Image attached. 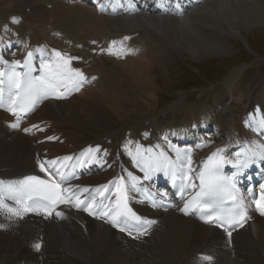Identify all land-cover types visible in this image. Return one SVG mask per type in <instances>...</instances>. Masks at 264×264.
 <instances>
[{"label": "bare ground", "instance_id": "bare-ground-1", "mask_svg": "<svg viewBox=\"0 0 264 264\" xmlns=\"http://www.w3.org/2000/svg\"><path fill=\"white\" fill-rule=\"evenodd\" d=\"M1 16L15 24L10 26L21 38L9 56L3 51L9 44L1 42L0 59L19 60L31 48L40 66L55 59V50L66 58L76 57L70 67L85 79L66 95L44 102L29 117L24 134L11 127L15 122L0 109V181L6 184L32 172L46 174L38 160L59 158L57 167L66 166L62 170L71 174L63 184L82 190L58 211L62 215L56 214L55 221L42 216L16 221L7 207L0 209V264H264V218L252 207V222L228 244L227 233L149 204L133 202L137 211L155 221L144 237L91 219L74 206L83 189L95 194L119 173L126 178L122 165L139 180L161 179L170 159L166 153H179L183 175L193 184L197 164L213 148L224 147L231 159L241 162L264 150V86L254 90L264 78L241 88V68L225 75L212 99L203 102L206 95L201 94L185 113L180 111L185 110L184 99L159 114L146 104L157 98L158 79L152 71L161 63L170 64V49L193 57L229 52V39L240 33L241 25L247 29L264 22V0H0ZM17 16L36 28L24 34ZM122 34L129 41L138 36L141 43L124 49L111 46L116 55L112 54L111 37L104 35ZM50 41L63 50L52 48ZM183 113L182 121L177 120ZM134 116L136 123H129ZM119 121H124L123 127H116ZM210 127L211 135H198ZM195 132L197 137L189 140ZM187 140L188 145H181ZM93 150L95 155H89ZM65 156L72 159L64 161Z\"/></svg>", "mask_w": 264, "mask_h": 264}, {"label": "snow or ice", "instance_id": "snow-or-ice-1", "mask_svg": "<svg viewBox=\"0 0 264 264\" xmlns=\"http://www.w3.org/2000/svg\"><path fill=\"white\" fill-rule=\"evenodd\" d=\"M15 21V17L12 18ZM7 26H5L6 28ZM124 39H128L125 37ZM115 43V42H113ZM111 50V49H109ZM55 59L49 63H41L40 73L38 77H34L32 72L35 70L30 66V61L32 53L29 52L23 60V67L26 69L22 74L16 71V67L21 65V61H5L0 59V64L8 67L10 71L0 70V108L7 107V110L11 112L17 118V122L13 123L11 127L18 128L19 120L23 115L31 112L37 102L45 97L50 91H54L59 83L68 81L71 83L73 88L85 79L82 72L79 69H74L70 67V61L77 59L76 57H65L64 54L59 51L54 50ZM8 85V95L5 97L4 85ZM68 89L66 88L64 93L58 94L57 98L61 95H66ZM35 127V126H34ZM264 127V123L261 124ZM28 131V129H25ZM48 139H52L49 137ZM95 151L89 152V155L94 156ZM191 152V149L186 150ZM221 150H217L210 154L207 161L204 163L203 168L198 173V179L200 181V191L191 200L185 202L184 208L180 211L187 213L189 209L194 210L205 223L217 222L220 226L225 225L232 226L237 223L236 217L239 216L240 219L246 217V211L244 209V203L242 199H238L234 193L237 191L235 185L232 182V177H224L220 175V170L225 163L223 157L217 158ZM161 155H164L161 153ZM252 156L264 159V150L254 151ZM64 161L72 159L70 156H65L62 158ZM180 159L178 153V160ZM252 162L251 158L241 162L237 160L238 166L246 167L248 163ZM41 172L51 173L49 180L41 179L39 176H28L23 180L13 182L7 189L4 187V183L0 181V209L7 207L4 203V198L15 200L19 208L7 207V211L13 215H21L22 212L30 211H41L47 210L48 214H51L52 209H54L56 204L59 203H71L72 196H65L64 193H72L71 188L61 187L63 181L69 179L70 173L62 170V167H57L59 163V158L56 160L40 162ZM188 171L191 173L193 171L191 165V157H188ZM183 166V165H182ZM131 175V174H129ZM52 176L59 178L60 183ZM187 179V177L185 178ZM111 183V182H110ZM105 189L107 185L103 186ZM134 187V185H133ZM192 187L194 184H186L185 188ZM185 188H181V192L185 191ZM83 191L87 192L88 189L85 188ZM74 195V193H73ZM103 195V193H101ZM227 197L228 203L231 207L228 209V213L221 217H213L208 215L209 210H215L214 205L218 202H222L223 198ZM127 194L124 185L121 183L118 187L116 193L115 206L109 210L100 213V218H107L114 226H119L120 224L129 225L131 221H135L137 225H151L155 221L144 220L137 216L130 208L127 206ZM84 201L79 199L76 200L74 206L76 208H81ZM257 210L264 215V195H261L260 199L255 201ZM100 207L108 208L107 205L93 206L89 205L85 208V211H89L90 214L93 211L98 210ZM57 215H62V213L57 212ZM207 216V219H205ZM227 231V228H225ZM120 231H125L124 227L120 228ZM131 235V233H129ZM231 236V232L228 233ZM37 249L41 247L39 243L35 245ZM207 260H211V257H205Z\"/></svg>", "mask_w": 264, "mask_h": 264}, {"label": "rangeland", "instance_id": "rangeland-1", "mask_svg": "<svg viewBox=\"0 0 264 264\" xmlns=\"http://www.w3.org/2000/svg\"><path fill=\"white\" fill-rule=\"evenodd\" d=\"M76 2L77 0L68 1V3ZM78 4L93 8V5H87L85 2H79ZM17 17L18 18L16 20L18 24L20 23V29L24 34H28L27 31L30 27L34 26L36 28L32 21L25 18L21 19L20 16ZM10 24L13 25L14 23L11 21ZM10 24H8L5 16L0 17V44L1 42L9 44L8 47L3 49L4 53H6L8 56L12 51V53H14V49L17 47V44L14 42L16 40L20 41L19 38H21L20 36L16 35ZM5 26L7 27L5 28ZM243 27L244 26L241 25V30H239L240 33L235 35L236 37L233 36V38L229 39V45L231 46L230 51L219 56L193 57L192 54L190 56V53H186L183 50L178 52L170 49V64L167 67H164L161 63L156 65L154 67L155 69L152 71L158 79L157 85L159 86L157 88L158 91L156 100L146 103L147 107L151 109L152 113L159 114L162 109L170 107L175 103H179L180 99H184L185 102V105L183 104V109L185 108V110L180 109V111L184 112L189 110V107L199 102V96L201 94L206 95L203 99V102H206V99L211 98L212 92L222 88L221 83L223 78L226 74H228V72L235 68H241V74L237 78V85L241 86V88L250 85V83L253 81H259L262 79V77L264 78V22L261 24H255L254 26L247 29H244ZM124 35L125 34L118 36L104 35V37H111L109 40V45L111 49L110 52L112 54L115 53L111 46H120L122 49H124L123 46H127L132 43H141V38H138V36H135L133 40L129 41L124 39ZM58 36L60 37V35ZM50 44L54 49L59 47V50H63V46H57L56 41H50ZM16 54L17 52H15V55ZM123 55L125 54L122 53L121 56ZM260 82L261 83H258L254 90H257L258 87L264 86V79ZM262 94L264 95V90L262 91ZM122 104L125 107L124 103H121V105ZM254 106L257 107L255 101ZM201 110L206 111L204 108H201ZM184 113L179 114L180 117L178 116L179 118L176 119L182 121V116ZM255 113L252 112V116H255ZM135 117L137 116L129 119V123H136L137 118ZM243 118L244 117L242 116V122ZM255 119L251 122V126L253 127ZM248 121L250 122V120ZM116 124V127H123L124 121H119ZM212 132V130L207 129V131L205 130L204 132H198V135L203 137L204 133L207 137V135H211ZM196 137L197 134L195 132L194 136H192L189 140H193Z\"/></svg>", "mask_w": 264, "mask_h": 264}]
</instances>
